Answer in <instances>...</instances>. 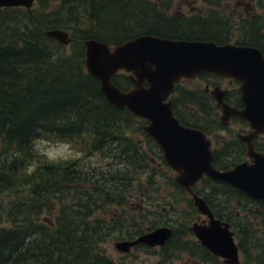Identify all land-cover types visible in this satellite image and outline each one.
I'll return each mask as SVG.
<instances>
[{
  "label": "trees",
  "instance_id": "trees-1",
  "mask_svg": "<svg viewBox=\"0 0 264 264\" xmlns=\"http://www.w3.org/2000/svg\"><path fill=\"white\" fill-rule=\"evenodd\" d=\"M172 1L34 0L29 10L0 8V264H132L113 261L102 244L132 241L168 225L173 233L157 249L153 264L178 260L223 264L190 233L188 227L195 215L192 203L175 183L160 150L142 132L144 120L109 105L83 63L85 40L115 46L139 35H151L224 44L231 42L232 31L241 32L239 38L243 32L245 38L234 44L255 47L264 57V15L257 11L264 8L262 0H200L202 5L189 15L168 14ZM181 2L184 0H174L173 5L184 6ZM222 3L228 9L219 14L214 7ZM53 29L65 31L69 43L63 45L45 35ZM208 76L218 78L197 77ZM111 81L122 91L131 88L125 73L114 75ZM232 92L238 108V91ZM171 96L176 118L210 135L212 129L205 124L184 122L179 108L187 103L205 111L209 103L204 89L191 91L179 83ZM37 131L53 142H70L81 158L55 167L42 163L37 174L25 175L26 161L37 158L30 146ZM234 142L245 154L244 146ZM253 145L264 152V145ZM15 150L24 152L25 158L9 159ZM94 153L111 160L102 168L86 164L83 158ZM241 160L237 156L230 165L222 166L215 164V154L212 164L225 170ZM159 168L164 182L154 180ZM162 184L170 185L176 194L169 198L160 195ZM199 185L210 213L233 232L240 264H264V202L207 178ZM215 194L226 199L221 208H216L223 201L214 202ZM231 200L250 204L263 229L245 221L240 225L235 214H224L222 219L221 209ZM175 202L187 203L186 218L173 211ZM161 203L172 213L171 221L160 220ZM110 205L124 209L114 212L107 208ZM137 247L146 253L154 248Z\"/></svg>",
  "mask_w": 264,
  "mask_h": 264
},
{
  "label": "water",
  "instance_id": "water-1",
  "mask_svg": "<svg viewBox=\"0 0 264 264\" xmlns=\"http://www.w3.org/2000/svg\"><path fill=\"white\" fill-rule=\"evenodd\" d=\"M33 2L0 0V8L29 10ZM45 35L60 44L69 43L68 34L63 30H48ZM82 44L84 68L97 81L105 101L147 121L143 132L161 150L179 186L188 190L205 176L250 199L264 201V153L255 151L252 143L264 134V57L257 48L151 35H139L115 46L95 40H85ZM119 71L127 74L131 84L128 91H121L111 81ZM200 73L239 83L241 109L223 101L224 90L213 87L209 92L220 109L222 126H227L231 117H237L249 128L245 134L237 135V140L245 146L248 161L227 170L212 166L209 140L199 130L180 125L173 116L171 102H166L180 79H192ZM192 203L205 218L204 222H194L189 228L199 244L223 264H238V249L228 225L214 218L201 198L193 195ZM170 236L171 229L157 227L132 241L116 242L114 247L121 253H127L136 245L161 247Z\"/></svg>",
  "mask_w": 264,
  "mask_h": 264
},
{
  "label": "rangeland",
  "instance_id": "rangeland-1",
  "mask_svg": "<svg viewBox=\"0 0 264 264\" xmlns=\"http://www.w3.org/2000/svg\"><path fill=\"white\" fill-rule=\"evenodd\" d=\"M219 2H224V0H220ZM262 2L264 4V0H262ZM173 3H174V0L172 1V8L169 9L168 14L177 13L178 11L177 7H182V9H179V10L184 15H189L191 13L193 14L194 11L197 10L199 6L202 5L200 0H184V3H183L184 6H179V4L173 5ZM227 6L228 5L222 3L221 6L214 7V8L218 10L219 14H223L228 9ZM257 11H258V14H260L261 16L264 15V8H262L261 10L259 9ZM245 15H247V12L243 13V16ZM148 23H150L149 20H148ZM262 24L264 27V20L262 21ZM239 33L241 32L232 31L233 37H231L230 43L234 44L236 42H241L242 40L245 39L243 32H242L241 38L238 37ZM246 38H247V35H246ZM181 84L191 91L203 90L205 86H208V90L207 92H205V94L207 95L206 100L209 103V105H206L204 107L205 111H202L199 108V106L190 105L187 103H182L181 107L179 106V108L180 110H182L180 114H181V117H183L184 122L194 123V124L195 123L205 124L206 127H209L210 129H212V131L208 133L210 135H208L207 138L211 141L210 147H211L213 156L215 154L217 155L218 162L215 164L222 165V166L230 165L237 156L240 157V160L246 159V153L243 154L240 151L241 150L240 147H237L234 141H237L235 137L236 134L240 133L241 135V134H245L248 131L247 124L243 120L236 118L230 121L229 125L227 126L228 127L227 129L225 127H221V126L219 127L218 117H219L220 111L216 107L210 95H208V92L212 90L211 88L213 86H216V87L218 86L220 89L232 91L233 89H236V87H238L237 83L233 82L232 80H228L224 78H215V77L208 76V77H202V78L197 77L196 79L190 80V81L183 80L181 81ZM232 103H233V100H232ZM47 140L52 142V144H55L57 142V141L53 142L49 139ZM254 142L258 145L259 144L264 145V135H260L258 138L254 140ZM52 144L46 145L45 147H51ZM78 157L81 158L80 154L78 155ZM109 160L111 159L105 158V157L102 158L97 153H94L87 158H83V161L86 162V164L96 166V167L99 166L101 168L105 167L108 164ZM244 161H247V159ZM232 167L233 166H231L230 168ZM155 177H156L155 179L153 178L155 181L164 182L165 176L162 174V168H159ZM159 194L160 195L165 194L169 198V195L176 194V191L173 190L170 187V185L162 184V189L160 190ZM215 199L217 200L220 199L223 201V202L221 201L222 205L216 206V208H221L224 205L223 203L226 202L225 201L226 199L223 195L216 196L215 194L214 202H216ZM186 206H187V203L175 202L173 206V211L176 214H179L180 211L181 213H184L185 210L187 209ZM107 208L114 212L124 209L116 205H110V206H107ZM158 210H159V215L161 217L160 220H164L168 214L172 215L171 212H168L165 208H163V203L158 205ZM217 210L218 209H216V212ZM221 214L222 215L220 216L222 217V219H225L224 214H231V215L235 214L237 216V221L239 222L240 225H244L243 222L245 221L246 223H251V226L253 228L259 227L258 229H263L262 226H259L258 223H256V222L260 223V220L258 218L255 219V216L253 214V208L248 203H237L236 204L234 200H231L229 201L228 206L224 207V209H221ZM196 215L199 217L198 214ZM199 218L203 219L202 217H199ZM150 220L154 221V219H150ZM145 223L147 224L146 221ZM255 234L257 236L260 235L258 233H255ZM120 241H124V240H119V241L109 240L108 242H105L104 244H102V249L105 252V255L111 258L113 261L120 262V263H132V264H153L154 262L157 261V248H153L152 252L146 253L144 252V249L141 247H132L129 249L127 253H121V252H117L114 247V244ZM185 259H186V256L183 257V260ZM239 260L241 261V257H239ZM173 264H185V263H183V261L178 260L177 262H174Z\"/></svg>",
  "mask_w": 264,
  "mask_h": 264
},
{
  "label": "clouds",
  "instance_id": "clouds-1",
  "mask_svg": "<svg viewBox=\"0 0 264 264\" xmlns=\"http://www.w3.org/2000/svg\"><path fill=\"white\" fill-rule=\"evenodd\" d=\"M49 144H52V142L42 137L39 131L31 138V150L37 158L26 161L23 169L25 175L31 177L37 174L42 163L55 167L74 162L78 158V151L70 142L60 140L52 144L51 147H45ZM24 158L25 153L20 150L13 151L9 156V159Z\"/></svg>",
  "mask_w": 264,
  "mask_h": 264
},
{
  "label": "flooded vegetation",
  "instance_id": "flooded-vegetation-1",
  "mask_svg": "<svg viewBox=\"0 0 264 264\" xmlns=\"http://www.w3.org/2000/svg\"><path fill=\"white\" fill-rule=\"evenodd\" d=\"M181 5H183L182 2H181ZM177 13H178V14H182L181 11H180L179 9H178ZM207 87H208V86H205L206 90H207ZM213 87H216V86H213ZM217 87H218V86H217ZM206 90H205V91H206ZM233 90H234V89H233ZM224 91H225V94H224V97H223V101H224L225 103H227L228 105L232 106V107H236L235 105H237V104L232 103V100H233L232 97L234 98V94H233V92H232V91L225 90V89H224ZM170 101H171V100H170ZM237 107H239V106H237ZM233 119H235V117H231V118L229 119V123H230V121H232ZM219 123H220V122H219ZM221 127H224V126H221ZM225 128L227 129L228 127H225ZM238 134H239V133H238ZM238 134H236V136H237ZM246 159H247V157H246ZM246 159H242L241 161L246 160ZM241 161H240V162H241ZM199 187H200V185H199V183L197 182V183H195L194 185H192L188 190L185 189V190H186V191H185V190L183 189V190L185 191L186 195L189 197L191 203H192V196H193V195L201 198V191L199 190ZM192 206H193V203H192ZM207 206H208V205H207ZM193 208H194V211H195V215H194V217H193V219H192V221H191V224L194 223V222L199 223V224H200L201 222H204L205 219H204L201 215L198 214V212L196 211V209H195L194 206H193ZM196 214H198L199 217H202L203 219H200ZM178 215H179L180 218H186V216H187V212L185 211L184 213H181V211H180V213H179ZM164 220L171 221V220H172V216L168 214ZM191 224H189L188 229L190 228V225H191ZM166 227H167V228H170L171 231H172V233H173V229L171 228V225H168V226H166ZM189 231H190V229H189ZM172 233H171V234H172ZM190 233H191V232H190ZM193 237H194V236H193ZM199 245H200V244H199ZM137 246H139V245H136V246H133V247H137ZM200 246H201V245H200ZM131 248H132V247H131Z\"/></svg>",
  "mask_w": 264,
  "mask_h": 264
}]
</instances>
